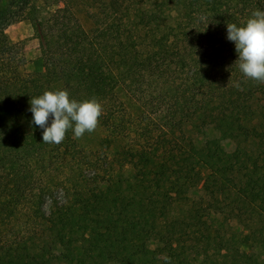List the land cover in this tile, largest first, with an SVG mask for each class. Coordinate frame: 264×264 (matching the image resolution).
I'll list each match as a JSON object with an SVG mask.
<instances>
[{"label": "trees", "instance_id": "obj_1", "mask_svg": "<svg viewBox=\"0 0 264 264\" xmlns=\"http://www.w3.org/2000/svg\"><path fill=\"white\" fill-rule=\"evenodd\" d=\"M37 1L0 0V264H111L104 253H118L115 264H168L153 244L170 264L211 253L230 264V238L194 235L197 187L249 213L264 264V83L240 71L226 29L264 10V0H120L116 10L100 1L89 29L65 0H52L62 6L46 15ZM20 20L38 39L41 71L21 68L5 33ZM117 87L158 116L155 127L105 179L53 197L50 173L66 171L80 149L71 130L59 145L43 143L30 99L56 89L95 96L98 120L115 128ZM18 215L36 223L28 235L13 231Z\"/></svg>", "mask_w": 264, "mask_h": 264}, {"label": "rangeland", "instance_id": "obj_2", "mask_svg": "<svg viewBox=\"0 0 264 264\" xmlns=\"http://www.w3.org/2000/svg\"><path fill=\"white\" fill-rule=\"evenodd\" d=\"M65 1L85 29L92 26V15L98 14L100 1H106L115 10L122 5L120 0ZM37 3L41 15H46L57 6H62L61 3L52 0H38ZM5 33L11 42L18 43V47H20L19 55L23 59L21 68L28 72L41 71L43 67L40 47L30 22L28 20L14 22L7 26ZM115 93V101L120 104L119 108H122V116H120L122 120L118 125L116 124L115 128L106 127L98 120V126L93 132H86L82 138L75 139L77 147L80 149L76 163H72L69 168H66V171L60 168L54 169L50 173L57 183L56 188L53 189V197L72 198L78 187H91L97 181L105 179L104 172L117 169L123 161L122 151L128 149L131 144L144 141L147 137L145 136L146 132L155 127L154 123L158 118L156 114L145 111L140 101L123 87H117ZM159 115L161 114L159 113ZM190 199L188 206L191 204L195 210L197 209L202 214L201 216L194 215L192 218L191 228L195 236L219 233L230 238L228 253L230 264H263L258 254L261 251L252 242L245 226L252 223L249 213H237L227 203V200L216 202L209 198V195L200 187L192 190ZM44 200L46 207L50 197L47 195ZM17 223L19 224L18 228L15 226L13 231L25 232V235H28L36 225L32 221L24 220L21 215H18ZM14 224L16 225V221ZM11 228V225L8 226V230ZM152 248L160 253L159 261L163 262L162 258L166 252L156 244H153ZM261 257H263L262 254ZM102 258L108 263L115 264L118 253H104ZM222 259L220 255L211 253L205 258L199 257L198 261L192 260L191 264H223Z\"/></svg>", "mask_w": 264, "mask_h": 264}, {"label": "clouds", "instance_id": "obj_3", "mask_svg": "<svg viewBox=\"0 0 264 264\" xmlns=\"http://www.w3.org/2000/svg\"><path fill=\"white\" fill-rule=\"evenodd\" d=\"M226 29L227 39L234 43L240 71L246 78L264 83V10H254L241 26L227 23ZM29 103L32 121L43 130L42 141L47 144H61L69 130L74 139L93 132L103 113L95 96L78 101L66 89L46 90ZM163 259L170 264L169 257L165 255Z\"/></svg>", "mask_w": 264, "mask_h": 264}]
</instances>
